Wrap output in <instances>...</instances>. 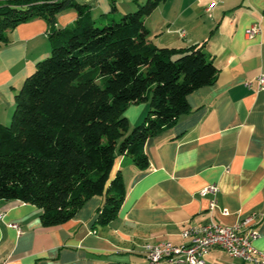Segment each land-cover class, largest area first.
I'll use <instances>...</instances> for the list:
<instances>
[{
  "label": "crops",
  "instance_id": "obj_1",
  "mask_svg": "<svg viewBox=\"0 0 264 264\" xmlns=\"http://www.w3.org/2000/svg\"><path fill=\"white\" fill-rule=\"evenodd\" d=\"M77 1L95 19L108 21L146 0ZM77 17L73 9L61 13L58 27H71ZM145 24L158 46L204 44L219 69L216 82L189 94L190 111L146 141L147 168L125 155L117 158L113 174L121 171L126 194L111 222H96L103 196L90 198L74 217L54 226L42 224V210L34 204L0 200V264H150L143 243L185 244L181 232L213 215L223 225L253 215L243 229L258 231L253 245L264 253V90L258 86L264 72V0H166ZM253 25L259 31L250 37ZM48 31L44 19H34L18 25L9 44H0L1 123L11 121L16 94L49 55ZM149 110V102L131 105L125 112L131 127ZM211 183L219 185L218 204L228 215L212 214L211 197L200 195ZM205 261L242 264L220 247L211 248Z\"/></svg>",
  "mask_w": 264,
  "mask_h": 264
},
{
  "label": "trees",
  "instance_id": "obj_2",
  "mask_svg": "<svg viewBox=\"0 0 264 264\" xmlns=\"http://www.w3.org/2000/svg\"><path fill=\"white\" fill-rule=\"evenodd\" d=\"M165 1L99 21L77 0H0V44L38 18L52 43L16 94L11 123L0 122V200L36 205L44 226L70 220L94 196L104 198L97 223L117 217L126 194L121 171L113 174L117 158L147 168L146 141L188 113L189 94L219 72L204 44L177 49L149 40L145 18ZM70 9L75 23L59 28ZM144 102L148 114L131 127L126 110Z\"/></svg>",
  "mask_w": 264,
  "mask_h": 264
},
{
  "label": "built area",
  "instance_id": "obj_3",
  "mask_svg": "<svg viewBox=\"0 0 264 264\" xmlns=\"http://www.w3.org/2000/svg\"><path fill=\"white\" fill-rule=\"evenodd\" d=\"M258 31L259 26L253 25L247 30V35L252 37ZM258 86L260 90H264V72L258 76ZM219 192V185L211 183L200 190V195L211 197L209 210L212 214L219 210L223 215H228L227 208L219 207ZM253 219L254 216L250 215L234 225H223L216 222L213 215L209 222L188 227L181 232L182 238L187 240L185 244L170 241L145 242V251H142V254L150 264H207L206 254L211 248L220 247L231 256L239 258L242 264H264V253L253 245L258 231L253 228L243 229ZM10 226L17 228L19 234L22 233L18 224Z\"/></svg>",
  "mask_w": 264,
  "mask_h": 264
},
{
  "label": "rangeland",
  "instance_id": "obj_4",
  "mask_svg": "<svg viewBox=\"0 0 264 264\" xmlns=\"http://www.w3.org/2000/svg\"><path fill=\"white\" fill-rule=\"evenodd\" d=\"M36 70V68L33 70V72ZM32 73V72H31ZM11 123V121L8 123V124H10Z\"/></svg>",
  "mask_w": 264,
  "mask_h": 264
}]
</instances>
